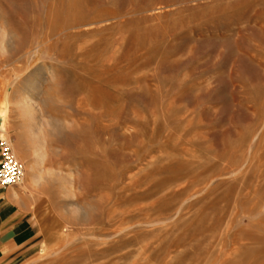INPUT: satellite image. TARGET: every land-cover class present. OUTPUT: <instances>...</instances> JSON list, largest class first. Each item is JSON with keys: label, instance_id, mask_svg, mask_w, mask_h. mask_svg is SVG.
<instances>
[{"label": "rangeland", "instance_id": "1", "mask_svg": "<svg viewBox=\"0 0 264 264\" xmlns=\"http://www.w3.org/2000/svg\"><path fill=\"white\" fill-rule=\"evenodd\" d=\"M0 123L9 264H264V0H0Z\"/></svg>", "mask_w": 264, "mask_h": 264}, {"label": "crops", "instance_id": "2", "mask_svg": "<svg viewBox=\"0 0 264 264\" xmlns=\"http://www.w3.org/2000/svg\"><path fill=\"white\" fill-rule=\"evenodd\" d=\"M14 190L0 189V264H9L11 259L33 233L31 222L22 208H14Z\"/></svg>", "mask_w": 264, "mask_h": 264}, {"label": "built area", "instance_id": "3", "mask_svg": "<svg viewBox=\"0 0 264 264\" xmlns=\"http://www.w3.org/2000/svg\"><path fill=\"white\" fill-rule=\"evenodd\" d=\"M23 176V165L16 159L10 144L0 139V189L4 190L20 185Z\"/></svg>", "mask_w": 264, "mask_h": 264}, {"label": "bare ground", "instance_id": "4", "mask_svg": "<svg viewBox=\"0 0 264 264\" xmlns=\"http://www.w3.org/2000/svg\"><path fill=\"white\" fill-rule=\"evenodd\" d=\"M29 56V55H28ZM2 121V120H1ZM1 133H3V126L1 125V123H0V134ZM29 170V169H28ZM31 170H33V166H31ZM33 177V176H32ZM35 177V176H34ZM33 180V179H32ZM31 180V181H32ZM34 183V182H33ZM31 186H32V184H31Z\"/></svg>", "mask_w": 264, "mask_h": 264}, {"label": "snow or ice", "instance_id": "5", "mask_svg": "<svg viewBox=\"0 0 264 264\" xmlns=\"http://www.w3.org/2000/svg\"><path fill=\"white\" fill-rule=\"evenodd\" d=\"M9 171H11V169H9Z\"/></svg>", "mask_w": 264, "mask_h": 264}]
</instances>
